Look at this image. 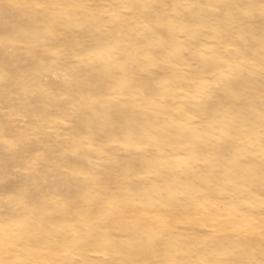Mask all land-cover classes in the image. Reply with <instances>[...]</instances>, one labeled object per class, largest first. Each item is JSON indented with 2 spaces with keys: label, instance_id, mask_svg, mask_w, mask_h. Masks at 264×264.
Returning <instances> with one entry per match:
<instances>
[{
  "label": "rangeland",
  "instance_id": "374dc122",
  "mask_svg": "<svg viewBox=\"0 0 264 264\" xmlns=\"http://www.w3.org/2000/svg\"><path fill=\"white\" fill-rule=\"evenodd\" d=\"M0 264H264V0H0Z\"/></svg>",
  "mask_w": 264,
  "mask_h": 264
}]
</instances>
